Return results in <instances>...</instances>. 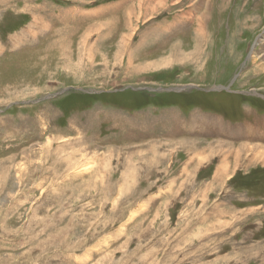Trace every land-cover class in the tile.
<instances>
[{
	"label": "rangeland",
	"instance_id": "374dc122",
	"mask_svg": "<svg viewBox=\"0 0 264 264\" xmlns=\"http://www.w3.org/2000/svg\"><path fill=\"white\" fill-rule=\"evenodd\" d=\"M166 1L0 0V264H264V0Z\"/></svg>",
	"mask_w": 264,
	"mask_h": 264
},
{
	"label": "bare ground",
	"instance_id": "6f19581e",
	"mask_svg": "<svg viewBox=\"0 0 264 264\" xmlns=\"http://www.w3.org/2000/svg\"><path fill=\"white\" fill-rule=\"evenodd\" d=\"M164 2V1H166V0H161V2ZM179 1L181 2V0H177V3H179ZM197 1V0H196ZM229 1H231V3H232V1H234V0H225L224 1V3H226V2H229ZM152 2V0H149V3H148V5L147 4H145V0H144V2H143V0H142V3L140 4V5H142L143 4V6H144V9L146 10V9H149V5H151L150 3ZM153 3V2H152ZM168 4V2L166 1L165 3H163L162 5H164V6H166ZM198 4V5H197ZM195 6H194V9H195V11H199L200 9H199V7L201 8V7H204V11L202 12V14H201V17H202V19L200 20V23H199V26H197L198 27V29H197V33L195 34L196 36H195V39H196V42L197 43H199V46H200V44L203 42V41H206V42H209V43H213L214 41H215V38H213L212 36H211V33H210V31L212 32V31H214L213 29L215 28L214 26L213 27H210L211 25L210 24H212V23H210V21H211V12H212V0H199V2L197 3ZM218 6V5H217ZM234 8V7H233ZM143 9V8H142ZM202 9V8H201ZM219 10V9H218ZM133 11V10H132ZM147 11V10H146ZM245 12H247V11H245ZM240 13V12H239ZM131 14V13H130ZM141 15V14H140ZM252 18H253V16H252ZM251 18V19H252ZM255 18V17H254ZM262 20V19H261ZM242 22H244V21H242ZM237 23V22H236ZM253 23V22H252ZM233 26H235V25H233ZM210 27V28H209ZM237 28V27H236ZM241 28H242V25H241ZM210 29V30H209ZM242 30V29H241ZM234 32V31H233ZM211 37H212V39H211ZM214 40V41H213ZM126 41V40H125ZM264 41V40H263ZM20 42V41H19ZM14 43V42H13ZM16 44V43H15ZM14 44V45H15ZM199 46H197L198 48H196L197 50L200 48ZM215 46V45H214ZM196 54V53H195ZM197 55V54H196ZM263 57H264V55H263ZM231 147H233V146H231ZM240 149L239 150H241V151H245V150H248V151H250V152H252V151H255V150H259V148H261L260 146L259 147H250V146H247V145H241L240 147H239ZM261 150H262V155H263V157H264V148H261ZM258 153V152H257ZM258 155V154H257ZM241 154H240V151H238L237 152V156H236V163H238L239 164V162H240V159H241ZM255 156V155H254ZM240 157V158H239ZM262 159V158H261ZM223 161L224 162H227L228 160H227V157H223ZM262 162L264 161V160H261ZM225 164V163H224ZM226 167H227V165H224L223 166V169L224 170H226ZM229 168V167H228ZM222 169V168H221ZM220 171V170H219ZM229 171V170H228ZM219 173V172H218ZM224 173V172H223ZM220 174V173H219ZM262 216V215H261ZM263 247H264V245H263ZM262 252H264V251H262ZM256 253L258 254V252L256 251ZM261 253V252H260ZM256 256V255H255ZM258 257H259V255H258ZM257 257V258H258ZM262 260V259H261Z\"/></svg>",
	"mask_w": 264,
	"mask_h": 264
}]
</instances>
